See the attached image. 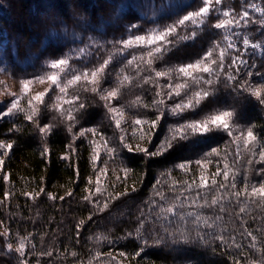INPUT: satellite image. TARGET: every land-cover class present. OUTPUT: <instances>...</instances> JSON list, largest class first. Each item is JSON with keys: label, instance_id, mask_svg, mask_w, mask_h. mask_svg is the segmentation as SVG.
Segmentation results:
<instances>
[{"label": "trees", "instance_id": "1", "mask_svg": "<svg viewBox=\"0 0 264 264\" xmlns=\"http://www.w3.org/2000/svg\"><path fill=\"white\" fill-rule=\"evenodd\" d=\"M251 4L264 9V0H223L217 7L234 10L236 18L243 10L250 13L251 22L231 30L235 33L236 48L230 50L229 56L242 55L248 65L254 64L255 67L240 65L241 74L237 79L260 87L264 85V48L249 47L245 51L242 44L245 36L251 42L264 44V11L256 12L248 7ZM200 6L201 0H0V65L19 81L46 78L53 71L50 63L58 58L69 59L72 69L83 71L99 67L104 59L111 57L107 83L102 84V89L108 91L118 87L116 74L121 69V78L123 75L131 78L111 101V106L123 109L120 128L105 108L106 102L100 99L106 91L83 92V81L70 87L61 101L55 100L59 90L52 88L45 97L47 107L40 106L38 117L32 121L24 118L25 113L0 116V142L13 145L11 149L0 148V159L4 161L0 165V264H20L21 260L25 264H264V206L232 194L246 185L250 190L252 185L259 186L264 181V175L258 174L264 168V163L257 162L259 153L245 151L241 139L237 158V145L233 143L235 137L252 127L258 137L257 148L264 147V105L247 93L237 94L221 76L220 83L209 89L213 95L197 113H183L181 119L170 109L186 97L182 93L181 97L173 96L169 100L170 89L166 85L170 79L174 85L184 82V78H177L175 73L171 78H156L140 60L141 49L122 50L120 43L130 35L131 24L137 25L132 34H145L150 29L172 25ZM218 18L223 17L213 14L201 26L197 37L183 41L163 60L156 61L155 71L194 63L214 40L222 41L228 33L209 26ZM177 32L181 36L190 35L191 25L180 27ZM82 48L85 52L79 54ZM133 56L137 57L136 61L128 65ZM247 72L254 75L249 77ZM144 76H151L152 82L144 83ZM67 79L70 76L61 82L65 84ZM195 90L193 86L192 91ZM157 91H162L164 105H153V100L158 99ZM77 92L79 102L87 107L77 115L76 126L70 133L66 111L61 116L54 110V104L61 103L67 110L69 105L63 100L71 99ZM137 97L141 106H134ZM214 109H235L239 127L234 129L233 136L218 132L194 143L183 142V147L158 156L129 152L121 144L120 137L124 135L125 142L133 148L140 145L155 152L170 126L200 119ZM158 116L160 120L151 143L147 137L141 140V126H134L133 121L137 118L152 121ZM45 124L52 125L53 129L41 135L37 127ZM92 127L99 129L95 137L91 133L78 136L82 128ZM73 135L77 136L75 140ZM101 135L109 141L108 147L114 149L113 153L104 150ZM93 140L100 153L95 167ZM69 146L74 151L70 152ZM213 148L219 155L206 157ZM249 159L253 160L252 164ZM197 160L203 166L197 165ZM225 162L236 173V189L226 186L217 191L218 185H210L199 197L195 187L181 194V186L187 188L183 182L199 183L202 175L210 184L212 174L217 168L223 171ZM181 163L185 169L176 167ZM101 169H107V174L100 172ZM122 169H128L127 174ZM5 174L7 181L3 179ZM98 174L103 194H96L93 200L98 203H91L84 196L97 187ZM215 179L224 182L222 175ZM231 182L229 177V185ZM133 187L136 191H132ZM126 190L127 195L111 199ZM6 192L11 194L7 198ZM26 192L33 196L23 195ZM69 192L71 195H66ZM157 192H162L164 198L156 195ZM49 194L54 198H49ZM176 196L180 199L176 200ZM213 196L219 197L215 205L211 204ZM193 199L195 204L191 202ZM106 201L108 207L100 211ZM169 206H174V214L161 212ZM241 207L245 208L244 212H240ZM197 215L202 218L201 222H196ZM204 219L211 227L203 223ZM249 232L256 237L255 242ZM197 234L204 240L197 239ZM219 236L224 237L223 242L216 239ZM25 237V256L21 257L14 249ZM253 243L255 248L251 247ZM9 244L12 251L7 247Z\"/></svg>", "mask_w": 264, "mask_h": 264}, {"label": "snow or ice", "instance_id": "2", "mask_svg": "<svg viewBox=\"0 0 264 264\" xmlns=\"http://www.w3.org/2000/svg\"><path fill=\"white\" fill-rule=\"evenodd\" d=\"M223 0H201L202 6L198 7V10L189 11L178 21H175L172 25L165 26L163 29L155 28L150 29L145 34H132L134 30L137 29V25L131 24L129 27L130 35L122 39L120 43L123 45L122 50H127L129 48L133 49H141L140 60L146 65L147 70L154 72V76L156 78L162 77H169L171 78L172 74L175 73L177 78H184V82L182 83H175L174 85L171 83V79L166 87L170 89L167 92V98L169 100L172 99L173 96L181 97L182 93L184 94L185 98H182L180 102L175 103L174 106L170 109L171 113L176 116H181L183 119L182 114L186 112H191L193 115L197 113V111L201 108L204 102H206L212 95L213 91L209 90L214 84L220 83V77H224V81L227 86H230L233 91L237 94L247 93L250 97H255L257 101L264 105V85L260 87H252L248 80H244L241 82L237 79V76L241 74L240 65H244L245 67H255V65H248V62L242 58V55H232L229 56L230 50L236 48V42L233 40V35L231 30L234 27H239L241 24H248L251 22L250 13L246 10L241 11L238 15L239 18L234 16V10H221L218 8V5H221ZM248 7L253 8L256 12H262L264 9L257 7L255 4L248 5ZM219 13V15L223 18H218V21L209 25L215 29H222L225 30L228 34L223 35L222 41L214 40L212 42L211 47L204 53V55L194 63H188L183 65H176L172 67H168L165 70L155 71L153 65L158 60H163L166 55H168L171 51L176 50L178 46L187 40H192L197 37L199 29L201 26L206 25L209 18L213 15ZM264 23V21H262ZM191 25V33L190 35H179L177 29L180 27H186ZM242 44L244 46L245 51L251 47L252 49L257 48H264V44L261 43H254L251 42L248 37H243ZM85 52V49H79L78 53L82 54ZM145 56L147 59H145ZM137 57L133 56L131 59L127 61L128 65H133L136 61ZM230 60V63H226V61ZM112 63V58L109 57L108 59H104L103 63L99 65V67H94L93 69L85 68L83 71L79 69H72L70 66L69 59L67 58H58L52 61L49 65L50 69L53 71L51 74L47 76V79L51 82L50 89H46L44 92L37 93L35 96H32L31 99L28 100V105L30 111H25V109L19 106V97L13 98L11 101V106L8 107L7 111H0V116H8L13 113H25V119L27 121H32L34 118H37L41 107H47L45 103V97L52 88L58 89L59 94L55 97L56 101H61L67 94L68 89L70 87H74L79 84L81 81L84 83V87L81 89L83 92H91L92 94H100L101 91H106V95H100V99L105 101V108L107 109L108 113L111 116V119L115 121V125L117 128L121 127L122 121L124 119L123 109L116 108L111 106V101L116 99L120 93V87H123L126 82H131V78L128 75H123L120 77V72L123 71L121 69L116 74V83L118 87L112 88L111 91L106 89H102V84L107 83V77L109 73L107 71L109 65ZM139 67V65H137ZM227 69V70H226ZM58 70V71H57ZM235 73V74H234ZM205 74H207L205 76ZM139 75V72H137ZM254 75L252 72H247V76L251 77ZM256 75H260L257 73ZM70 76V79L66 80V83L62 86L61 81L65 77ZM215 77V79H213ZM144 83L152 82L151 76H144L143 77ZM189 81L191 83H189ZM31 81L29 80H21L22 85V92H26L28 85ZM88 85H91L89 88ZM202 85L209 86L208 88L201 87ZM193 86L197 88V90L192 91ZM159 88V85H157ZM191 92V95L188 93ZM156 96L158 99L153 100V105H164L165 98L163 96L162 91H157ZM80 93L77 92L75 96L71 99L63 100V102L69 105V108L65 110L62 107L61 103L54 104V110L58 111L61 116L64 115L65 111L67 113L66 118L69 122V126L67 128L68 132H72L73 128L76 126L77 122V115L80 114L87 105L85 103H80ZM35 102V104H34ZM134 106H141L140 98L137 97V102ZM143 107H148L147 104H142ZM119 116V119L116 117ZM237 114L235 109H214L209 113H205L203 117L196 120L185 121L183 123L177 124L175 126H170L168 132L166 134V138L161 141V143L157 146V151L150 152L147 147H141L137 145L133 148L129 143L125 142V136L121 135L120 141L124 148H126L129 152H142L146 155L150 156H158L161 155L173 148L183 147V142H190L194 143L200 139H206L208 136L216 134L218 132H225L228 136L234 135V129L238 128L239 126L236 124ZM160 117L158 116L155 120L148 121L145 119L137 118L133 121V125L141 126L139 132V138L144 140L147 137L149 143L152 141V137L155 133L156 128L158 127ZM147 125L148 127L145 129L143 126ZM53 126L50 124H45L43 127H37V131L41 135H47L51 132ZM12 129H10L11 131ZM89 133L95 137L99 134V129L96 127L92 128H82L78 133L79 137H86ZM137 133L133 132V137L135 138ZM77 138L76 135H73V139ZM243 141V145L245 151L252 153L253 155L256 152L259 153L258 163H264V147L257 148L258 137L254 133V129L249 127L246 132H242L241 136L235 137L233 143L237 145V158H239V144L240 141ZM101 140L103 141V148L104 150L111 154L114 152V149L108 147L109 141L101 135ZM13 147L12 144L5 145L3 142H0V148L11 149ZM47 149H44V152L47 153ZM69 151H74V149L69 146ZM92 161L94 163L100 158V153L97 151L96 142L93 140L92 142ZM4 155H7V151H5ZM206 157L210 155H219V152L216 148L211 150V153L205 154ZM67 158V157H65ZM227 158L225 157V160ZM3 160L0 159V165L3 164ZM249 164L253 163L252 159H249ZM199 166H203V162L201 160H197L195 162ZM176 167L180 169H185V164L181 163ZM122 171L127 174L128 169H122ZM100 172L107 174V169H101ZM258 174L264 175V168L258 171ZM222 175L224 178V182H218L215 177ZM229 177H231L232 182L229 185ZM236 173L232 171L228 163H224V170L222 171L220 168H217V171L212 174V179L209 181L205 178V176L199 177V183H196L193 180L191 183L187 181L183 182V184L187 185L185 189L183 186L180 188L181 194H183L186 190H191L193 187L197 188L198 191L196 192V196L199 197L204 189H207L211 186H217V191L219 189L225 188L226 186H230L232 189H236L235 184ZM3 179L5 181L8 180V175L5 174ZM119 179V177H117ZM246 179V178H245ZM91 183V180L89 181ZM159 183V181L157 182ZM176 183L175 181L173 182ZM44 189H41L43 192ZM132 191H136L135 187H133ZM103 194L101 188L99 187V174L97 178V187L94 191L89 190V194L84 196V200L89 201L91 203H98L97 201L93 200V197L96 194ZM127 190L123 193H117L116 195L112 196L111 199L115 200L118 199L120 196L127 195ZM235 197H246L260 206H264V181L259 182V186L252 185L249 190V186H245V188L235 191L232 193ZM10 193H5V198L10 196ZM25 196H33L32 193H23ZM36 196L40 195V193H35ZM66 195H71V192L67 193ZM156 195L160 196L163 199V193L157 192ZM49 198L52 197L49 194ZM60 199H63L61 197ZM176 200L180 199V196L175 197ZM188 199V197H185ZM218 196H213L211 199V204L215 205L218 201ZM193 204L196 203V200L193 199L191 201ZM155 203V201H153ZM207 203V202H205ZM108 207V202H104L103 206L100 207V211H103L105 208ZM245 208L241 207L240 212H244ZM161 212H167L169 214H174L175 208L174 206H169L166 209L162 208ZM189 216L193 215L192 213H188ZM201 217L196 216V222H201ZM83 223V222H81ZM203 223L211 227L207 223V220L204 219ZM141 226H143V218H141ZM249 236L252 237L253 242H255L256 237L251 233H247ZM21 239L18 246L14 249L16 253H19L21 257L25 256V243ZM197 239L204 240V237L199 236L197 234ZM216 239L220 241H224L223 236L216 237ZM8 249L12 251V245L9 244ZM252 248H255V243L251 245ZM51 255V253H49ZM20 264H25L24 260H21ZM239 264V262H237Z\"/></svg>", "mask_w": 264, "mask_h": 264}, {"label": "rangeland", "instance_id": "3", "mask_svg": "<svg viewBox=\"0 0 264 264\" xmlns=\"http://www.w3.org/2000/svg\"><path fill=\"white\" fill-rule=\"evenodd\" d=\"M31 81L28 85L27 91L22 92L21 80L14 78L8 72L6 73L4 67L0 65V107L3 111H7L11 106L13 98L19 97V106L25 111H30L28 100L37 93L44 92L46 89H50L51 82L46 78L44 79H23ZM62 86L64 85L61 82ZM35 104V102H34ZM13 113L8 116L15 115Z\"/></svg>", "mask_w": 264, "mask_h": 264}]
</instances>
